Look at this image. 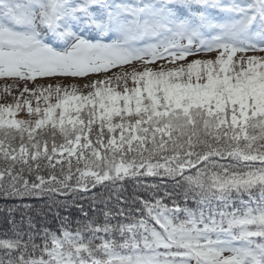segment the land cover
Listing matches in <instances>:
<instances>
[{"label":"snow or ice","instance_id":"snow-or-ice-1","mask_svg":"<svg viewBox=\"0 0 264 264\" xmlns=\"http://www.w3.org/2000/svg\"><path fill=\"white\" fill-rule=\"evenodd\" d=\"M0 80V264H264V0H0Z\"/></svg>","mask_w":264,"mask_h":264},{"label":"trees","instance_id":"trees-1","mask_svg":"<svg viewBox=\"0 0 264 264\" xmlns=\"http://www.w3.org/2000/svg\"><path fill=\"white\" fill-rule=\"evenodd\" d=\"M148 182H152L151 179ZM129 190H131V186L129 185ZM21 202L20 201H4V200H0V238H4L5 233H8V238H11V230H10V225H9V221L11 219H15V221L17 223H19L22 219L26 220L27 217L31 216L38 225L44 224L46 226H48L50 229L55 230L57 225H58V221L55 219V217L48 212L47 209L44 210V214H46V219L44 218V214H37V209H39V207L41 205H43L44 201L41 200H31V201H26V203H31L33 205L36 206V209H34L31 212H25L24 210H19V211H15L12 213V215L10 216L8 214V212L5 210L6 207H12L14 205H19ZM86 211L88 212V214L90 216H94L97 215L96 212H93L92 208L89 207V204L87 201H82ZM66 213L61 212V215H65ZM73 221L77 220V219H83V217L81 216V214L76 211L73 210L72 211V217ZM75 223H73L71 225V227L74 229L75 228ZM26 230V229H25Z\"/></svg>","mask_w":264,"mask_h":264},{"label":"rangeland","instance_id":"rangeland-1","mask_svg":"<svg viewBox=\"0 0 264 264\" xmlns=\"http://www.w3.org/2000/svg\"><path fill=\"white\" fill-rule=\"evenodd\" d=\"M251 54V53H249ZM4 83V81L0 80V85H2ZM11 83V82H9ZM4 99L2 97H0V103H3ZM33 105L35 106V101L33 102ZM16 119H22L25 118V114L24 113H20L17 117H15Z\"/></svg>","mask_w":264,"mask_h":264}]
</instances>
